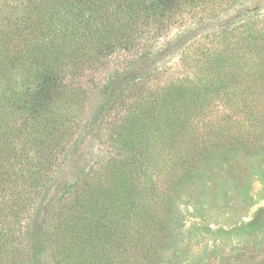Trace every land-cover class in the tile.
<instances>
[{"label":"rangeland","instance_id":"obj_1","mask_svg":"<svg viewBox=\"0 0 264 264\" xmlns=\"http://www.w3.org/2000/svg\"><path fill=\"white\" fill-rule=\"evenodd\" d=\"M172 2L99 0L54 36L28 28L49 0H0V264H264V81L242 80L264 0ZM38 52L62 63L37 118Z\"/></svg>","mask_w":264,"mask_h":264},{"label":"trees","instance_id":"obj_2","mask_svg":"<svg viewBox=\"0 0 264 264\" xmlns=\"http://www.w3.org/2000/svg\"><path fill=\"white\" fill-rule=\"evenodd\" d=\"M50 1V7L48 8L47 11V17L42 19V13H37V21H35L34 25H29L28 28H30L31 30H35L34 34L37 33H42L45 34V32L50 31L53 32L54 36H58L60 34L63 35H67L69 33H72L73 29L75 30L77 27L80 28V24H78L77 26L74 25L75 23V19L73 20H69L67 19L66 16V12L68 11H72L74 10V13L78 12L79 15L82 13L83 10L86 9H92L96 10L97 6H96V2H98L99 0H49ZM52 5V6H51ZM173 5L172 0H154V3L149 7L146 6L145 8H147L149 11L151 10H155L156 8H159V6L162 7V10H164V13L166 12L167 8L170 11L171 10V6ZM82 10V11H81ZM168 11V12H169ZM167 12V14H169ZM73 13V14H74ZM78 15V16H79ZM87 23V21H86ZM88 31V30H87ZM90 31V30H89ZM89 31L87 33H89ZM93 31V29L91 30V32ZM40 57L39 58H35L34 60H32L35 68L38 70L41 69L42 75L41 78L38 80L39 82L37 83V89L36 91H34L32 93V97L27 99L26 101V106L24 107V109L26 110H30L32 112L33 115H35L38 118L37 113L35 112L36 108L38 107L36 105V102L39 105H43L41 107V109L44 111L45 110V105L47 104V98L50 97L49 93V81H53V78L55 77L56 72H58L59 70V65L62 63L61 60H58L57 56L53 57L51 56L50 52H38ZM99 53V52H96ZM102 53V52H100ZM105 53V52H103ZM217 57L219 56V54L216 55ZM53 57V59L50 61V64H48V61ZM220 57V56H219ZM229 58V57H225L224 59ZM259 59V58H256ZM263 56L260 60V63H255V69L254 72L252 74L250 73H245V76H243L242 80L245 81L244 77L247 79H254V83L255 84H260L262 81H264V76L262 75V71H264V66L262 65L263 63ZM219 60V58H218ZM232 60V59H231ZM244 58H240L239 62H243ZM216 61V60H215ZM231 65L234 63L232 62H226L223 60L222 64H230ZM222 64L217 67L216 69H221V71L219 72H223V71H227L228 73H231V71L235 70L236 68H232V67H228L225 69H222ZM235 74V73H232ZM240 75V73H238V76ZM123 82V81H121ZM248 82V80L246 81ZM113 82H109V86L112 88H114V85H112ZM250 83V82H248ZM108 86V84H107ZM176 89V88H175ZM114 90V89H113ZM170 90V89H169ZM168 90V92H170ZM173 91V90H171ZM113 93L115 91H112ZM169 93H166L164 97L161 98L160 101V106L157 107L156 111L153 112H157L160 113L162 115H165V118H163V120H161V123H163L162 125H157L158 128H156L155 130L158 131L156 137L160 138V141H170V138L167 137L168 134L171 132L172 128L169 127L170 121L174 122L173 119H175L176 121L179 119L181 120L182 117V113L179 112L177 115H174V117L170 116V111H168L169 109H167V107H169L173 101H175V99L173 98V95L170 96L168 95ZM171 101V102H170ZM41 110V111H42ZM172 112H177L176 110H173ZM144 114L142 113V111H140L139 113H136L135 111L130 110L129 114L127 115V117H125L124 121L122 122V126L119 127V129L122 131L125 129L126 133H124L125 135L129 136L131 139L133 138V135L137 130H140V127H144L143 125V121L142 118H144ZM32 118H35L32 116ZM170 119V121H169ZM139 123H140V127H139ZM129 124V127L127 128V125ZM182 128V126H181ZM119 129L117 130V133L120 134ZM169 132V133H168ZM117 134V135H118ZM156 134V133H155ZM153 134V135H155ZM30 133H27L25 136V139L27 137H30ZM121 135V134H120ZM36 134L32 135V138L36 137ZM149 139V136H148ZM126 143V142H125ZM132 144V143H130ZM25 166V165H24ZM29 174H24V178H30L33 175H30L31 177H29ZM33 178V177H32ZM15 199V198H14ZM6 202V200H5ZM5 219V218H4ZM6 220V219H5ZM3 223V219L1 220V224ZM0 232H5L6 228H4L3 226L0 229ZM4 239L6 240V238L4 237ZM3 240V241H5ZM7 243V241H5ZM2 244H0L1 246ZM1 250V248H0ZM18 261H20V259H18ZM81 264H85V262L81 263Z\"/></svg>","mask_w":264,"mask_h":264}]
</instances>
